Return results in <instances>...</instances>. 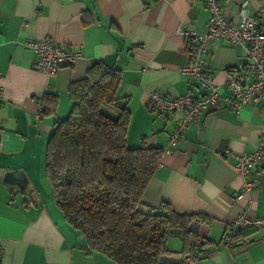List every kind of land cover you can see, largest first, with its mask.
I'll use <instances>...</instances> for the list:
<instances>
[{
	"label": "crops",
	"instance_id": "0c3cea01",
	"mask_svg": "<svg viewBox=\"0 0 264 264\" xmlns=\"http://www.w3.org/2000/svg\"><path fill=\"white\" fill-rule=\"evenodd\" d=\"M248 1L242 11V0H221L224 15L230 20L252 15L258 0ZM208 17L203 0H0V264H89L88 256L92 264H116L88 251L81 232L55 205L44 167L47 137L71 108V82L102 61L120 71L116 98L130 115L127 146L137 147L143 137L148 146L163 150L180 114L149 110L150 92L195 97L205 92L179 68L186 59L183 30L203 31ZM260 22L264 25V13ZM42 37L78 57L53 73L35 68L25 42ZM207 48L204 61L220 88L218 105L203 109L170 153L162 151L140 208L165 203L199 216L189 235L193 251L182 252L179 228L166 238L169 255L178 259L173 264H264V227L242 231L235 246L223 245L227 225L241 212L264 215V155L251 173L258 185L239 198L244 178L233 166L234 155L258 144L264 100L234 110L225 79L235 69L250 82L249 59L227 39H211ZM10 171L20 174L12 177ZM190 254L199 257L189 259Z\"/></svg>",
	"mask_w": 264,
	"mask_h": 264
},
{
	"label": "trees",
	"instance_id": "16d2710c",
	"mask_svg": "<svg viewBox=\"0 0 264 264\" xmlns=\"http://www.w3.org/2000/svg\"><path fill=\"white\" fill-rule=\"evenodd\" d=\"M120 80L119 69L95 61L83 78L71 82V108L46 140L45 175L55 205L83 234L88 251L116 264H158L161 255L170 254L165 243L174 228L182 231V252L195 249L187 226L199 216L165 203L140 208L162 149L148 146L143 137L137 147L127 146L130 115L116 98ZM241 235L234 232L229 246Z\"/></svg>",
	"mask_w": 264,
	"mask_h": 264
},
{
	"label": "built area",
	"instance_id": "2783aa9c",
	"mask_svg": "<svg viewBox=\"0 0 264 264\" xmlns=\"http://www.w3.org/2000/svg\"><path fill=\"white\" fill-rule=\"evenodd\" d=\"M203 1L209 13L208 21L203 31H196L193 28L183 30L186 59L179 70L195 85L205 89V92L195 97L190 92L172 96L155 90L149 95V110L159 115L173 111L180 114L167 145L162 150L164 153L171 152L188 125L203 109L215 108L218 105L220 88L204 61L209 40L227 39L232 44L240 45L249 59L248 68L252 75L250 82L244 83L240 73L235 69L230 70L226 76L225 87L229 93L227 101L230 106L238 110L246 102L264 100V25L260 22V16L264 13V0H258L252 15L243 13L237 20H230L224 15L221 0ZM248 2L242 0L239 4L242 11ZM25 45L32 49L35 55L34 67L47 73H53L61 65L73 63L78 57L77 51L48 37L28 40ZM2 137L0 120V141ZM262 155H264V126L261 128L258 144L254 150L234 155L236 159L234 170L237 175L244 178L236 198L258 185L259 179L251 173L254 162ZM260 227H264V215L250 217L245 212H241L227 225L223 245L229 246L231 235L236 231ZM188 258H193V254Z\"/></svg>",
	"mask_w": 264,
	"mask_h": 264
},
{
	"label": "water",
	"instance_id": "95a60500",
	"mask_svg": "<svg viewBox=\"0 0 264 264\" xmlns=\"http://www.w3.org/2000/svg\"><path fill=\"white\" fill-rule=\"evenodd\" d=\"M8 174L12 177H15V176H18L20 174V172L19 171H10V172H8ZM196 225H197V223L195 221H191L187 226V230L190 232L191 231L193 232ZM80 237H83L82 233H80ZM87 260H88L89 264H92L90 256L87 257ZM177 260H178L177 258L172 257L170 255H161L158 259V264H173V263L177 262Z\"/></svg>",
	"mask_w": 264,
	"mask_h": 264
}]
</instances>
